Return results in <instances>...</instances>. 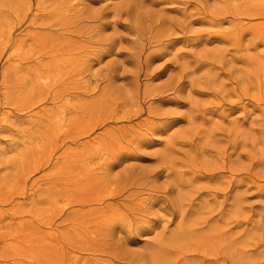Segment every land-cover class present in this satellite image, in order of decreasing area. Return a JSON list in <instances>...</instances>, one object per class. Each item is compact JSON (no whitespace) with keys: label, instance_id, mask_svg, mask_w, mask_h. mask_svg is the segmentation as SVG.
<instances>
[{"label":"rangeland","instance_id":"obj_1","mask_svg":"<svg viewBox=\"0 0 264 264\" xmlns=\"http://www.w3.org/2000/svg\"><path fill=\"white\" fill-rule=\"evenodd\" d=\"M0 264H264V0H0Z\"/></svg>","mask_w":264,"mask_h":264},{"label":"bare ground","instance_id":"obj_2","mask_svg":"<svg viewBox=\"0 0 264 264\" xmlns=\"http://www.w3.org/2000/svg\"><path fill=\"white\" fill-rule=\"evenodd\" d=\"M236 40V39H235ZM221 54V53H220ZM223 80V79H222ZM210 81V80H209ZM216 92V91H215ZM223 95V94H222ZM156 245V244H155Z\"/></svg>","mask_w":264,"mask_h":264}]
</instances>
